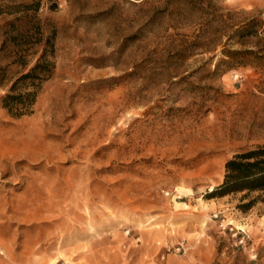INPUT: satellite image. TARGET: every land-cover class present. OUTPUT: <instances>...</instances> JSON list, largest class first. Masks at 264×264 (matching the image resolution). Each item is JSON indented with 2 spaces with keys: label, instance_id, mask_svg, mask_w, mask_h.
Instances as JSON below:
<instances>
[{
  "label": "rangeland",
  "instance_id": "374dc122",
  "mask_svg": "<svg viewBox=\"0 0 264 264\" xmlns=\"http://www.w3.org/2000/svg\"><path fill=\"white\" fill-rule=\"evenodd\" d=\"M50 37L0 104V264H264L257 194L207 196L264 146V0H0V100Z\"/></svg>",
  "mask_w": 264,
  "mask_h": 264
},
{
  "label": "trees",
  "instance_id": "16d2710c",
  "mask_svg": "<svg viewBox=\"0 0 264 264\" xmlns=\"http://www.w3.org/2000/svg\"><path fill=\"white\" fill-rule=\"evenodd\" d=\"M41 2L27 4L26 12L37 13ZM34 18H36L34 16ZM255 21L239 28L232 37L241 39L253 36ZM25 36V35H23ZM41 39L36 44L41 43ZM232 58L235 52H228ZM54 37H50L45 43V49L37 63L27 72L18 77L10 91L4 95L0 104L7 113L14 118L20 119L33 113L34 106L42 90L43 84L51 79L55 70ZM226 173L223 183L211 191L207 196L210 198L225 197L232 194L244 193V198L251 194L257 197L242 206L244 210L251 208L256 201L264 203V146L238 153L226 162Z\"/></svg>",
  "mask_w": 264,
  "mask_h": 264
},
{
  "label": "bare ground",
  "instance_id": "6f19581e",
  "mask_svg": "<svg viewBox=\"0 0 264 264\" xmlns=\"http://www.w3.org/2000/svg\"><path fill=\"white\" fill-rule=\"evenodd\" d=\"M211 189H212V188H211ZM213 190H214V189H213ZM213 190H212V191H213Z\"/></svg>",
  "mask_w": 264,
  "mask_h": 264
}]
</instances>
